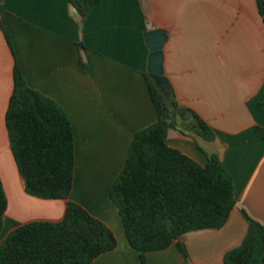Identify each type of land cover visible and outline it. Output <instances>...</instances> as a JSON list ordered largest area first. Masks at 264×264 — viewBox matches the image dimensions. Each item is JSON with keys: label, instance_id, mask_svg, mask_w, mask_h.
Returning <instances> with one entry per match:
<instances>
[{"label": "crops", "instance_id": "obj_1", "mask_svg": "<svg viewBox=\"0 0 264 264\" xmlns=\"http://www.w3.org/2000/svg\"><path fill=\"white\" fill-rule=\"evenodd\" d=\"M1 7L11 43L0 28V179L7 198L0 243L25 223L62 219L70 199L117 239L116 248L93 264H143L109 190L134 134L157 119L143 36L154 28L168 34L163 69L174 98L216 135L206 140L170 129L167 142L201 165L217 154L233 177L236 204L223 227L180 238L188 261L172 244L147 252L145 263L224 264L225 253L246 234L243 211L264 224V138L255 132L264 128V113L256 108L264 81V22L256 0H101L84 19L69 0H2ZM15 64L71 122L75 167L68 199H42L24 189L5 126Z\"/></svg>", "mask_w": 264, "mask_h": 264}, {"label": "trees", "instance_id": "obj_2", "mask_svg": "<svg viewBox=\"0 0 264 264\" xmlns=\"http://www.w3.org/2000/svg\"><path fill=\"white\" fill-rule=\"evenodd\" d=\"M101 0H69L84 19ZM0 0V28L8 43ZM264 22V0H256ZM5 114V126L25 191L42 199H68L73 187L75 144L71 122L53 100L31 88L18 66ZM147 89L157 113L154 123L137 131L128 147L122 170L109 190L117 206L129 245L145 263L150 251L174 244L185 260L189 254L180 239L189 231L219 229L236 204L233 177L213 153L201 165L170 146V129L181 125L206 140L215 132L193 109L181 105L172 89L159 87L145 73ZM256 108L264 113V81ZM264 138V128L256 127ZM7 198L0 179V231ZM247 231L241 244L225 253L224 264H264V224L244 211ZM113 231L80 204L67 200L58 221L34 220L10 231L0 243V264H93L114 250Z\"/></svg>", "mask_w": 264, "mask_h": 264}, {"label": "water", "instance_id": "obj_3", "mask_svg": "<svg viewBox=\"0 0 264 264\" xmlns=\"http://www.w3.org/2000/svg\"><path fill=\"white\" fill-rule=\"evenodd\" d=\"M143 36L146 45L150 49L147 61L148 73L152 76L159 87L168 90L169 83L164 75L163 69V46L167 41V31L163 28H154L145 31Z\"/></svg>", "mask_w": 264, "mask_h": 264}, {"label": "rangeland", "instance_id": "obj_4", "mask_svg": "<svg viewBox=\"0 0 264 264\" xmlns=\"http://www.w3.org/2000/svg\"><path fill=\"white\" fill-rule=\"evenodd\" d=\"M166 91H167V90H166ZM176 129L183 130L181 125H178ZM184 131H188V130H184ZM184 131H183V132H184ZM185 133H186V132H185ZM187 134H188V132H187Z\"/></svg>", "mask_w": 264, "mask_h": 264}]
</instances>
